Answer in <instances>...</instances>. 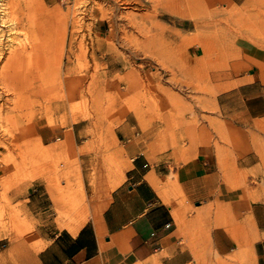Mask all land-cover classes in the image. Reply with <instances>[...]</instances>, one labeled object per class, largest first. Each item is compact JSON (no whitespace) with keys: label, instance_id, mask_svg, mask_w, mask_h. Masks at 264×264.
<instances>
[{"label":"rangeland","instance_id":"rangeland-1","mask_svg":"<svg viewBox=\"0 0 264 264\" xmlns=\"http://www.w3.org/2000/svg\"><path fill=\"white\" fill-rule=\"evenodd\" d=\"M227 1L0 0V226L19 185L84 179L82 202L106 198L131 163L122 122L143 137L168 117L172 148L205 122L229 143L210 74L264 51V0Z\"/></svg>","mask_w":264,"mask_h":264},{"label":"crops","instance_id":"crops-1","mask_svg":"<svg viewBox=\"0 0 264 264\" xmlns=\"http://www.w3.org/2000/svg\"><path fill=\"white\" fill-rule=\"evenodd\" d=\"M184 56L196 69L197 55ZM210 75L220 116H209L223 122L229 143L205 122L175 148L168 117L143 137L122 122L116 134L131 163L106 198L82 202L84 179L49 178V189L39 182L32 193L23 185L9 192L22 212H13L14 227L0 226V264H264V51ZM71 188L77 211L65 195Z\"/></svg>","mask_w":264,"mask_h":264},{"label":"bare ground","instance_id":"bare-ground-1","mask_svg":"<svg viewBox=\"0 0 264 264\" xmlns=\"http://www.w3.org/2000/svg\"><path fill=\"white\" fill-rule=\"evenodd\" d=\"M196 1L199 3V2L202 1V0H196ZM197 2H196V3H197ZM1 17H2V16H1ZM64 209H65V210H69V208H67V207H64ZM79 224H80V223H79ZM71 229H72V228H71Z\"/></svg>","mask_w":264,"mask_h":264}]
</instances>
